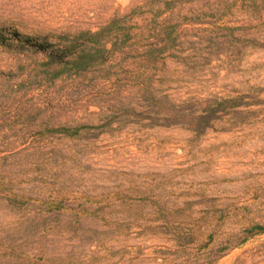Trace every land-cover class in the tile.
Listing matches in <instances>:
<instances>
[{
    "label": "rangeland",
    "instance_id": "rangeland-1",
    "mask_svg": "<svg viewBox=\"0 0 264 264\" xmlns=\"http://www.w3.org/2000/svg\"><path fill=\"white\" fill-rule=\"evenodd\" d=\"M0 264H264V0H0Z\"/></svg>",
    "mask_w": 264,
    "mask_h": 264
}]
</instances>
